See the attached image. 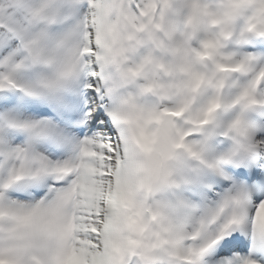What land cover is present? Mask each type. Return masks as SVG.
Instances as JSON below:
<instances>
[{
    "label": "snow or ice",
    "instance_id": "obj_1",
    "mask_svg": "<svg viewBox=\"0 0 264 264\" xmlns=\"http://www.w3.org/2000/svg\"><path fill=\"white\" fill-rule=\"evenodd\" d=\"M250 36L264 0H0V264H264Z\"/></svg>",
    "mask_w": 264,
    "mask_h": 264
},
{
    "label": "bare ground",
    "instance_id": "obj_2",
    "mask_svg": "<svg viewBox=\"0 0 264 264\" xmlns=\"http://www.w3.org/2000/svg\"><path fill=\"white\" fill-rule=\"evenodd\" d=\"M262 114L264 115V111H262ZM253 119H255V118H253ZM255 120H257V121H264L263 119H260V118H256Z\"/></svg>",
    "mask_w": 264,
    "mask_h": 264
},
{
    "label": "rangeland",
    "instance_id": "obj_3",
    "mask_svg": "<svg viewBox=\"0 0 264 264\" xmlns=\"http://www.w3.org/2000/svg\"><path fill=\"white\" fill-rule=\"evenodd\" d=\"M234 85H236V84H234ZM231 89H232V88H231ZM229 90H230V89H229ZM227 115H228V116H230V115H231V113H228Z\"/></svg>",
    "mask_w": 264,
    "mask_h": 264
}]
</instances>
